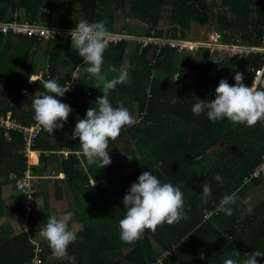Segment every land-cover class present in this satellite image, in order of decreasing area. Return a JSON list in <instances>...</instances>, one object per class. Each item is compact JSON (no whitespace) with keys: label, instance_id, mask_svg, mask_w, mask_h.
<instances>
[{"label":"trees","instance_id":"obj_1","mask_svg":"<svg viewBox=\"0 0 264 264\" xmlns=\"http://www.w3.org/2000/svg\"><path fill=\"white\" fill-rule=\"evenodd\" d=\"M76 7L82 20L104 21L109 33L149 37L153 31L157 39L192 41L188 35L197 25L217 32L224 45L257 46L264 39V0H0V21H9V11L16 10L20 21L35 23L38 11L46 10L49 25L72 28ZM117 7L133 21L124 18L115 30ZM135 20L142 22L138 35L134 34L139 27ZM161 21L168 25L165 31L157 29ZM191 52H180L168 44L150 43L142 48L134 40L108 44L103 73L108 79L118 76L121 68L129 73V80L111 90L109 99L114 107L123 103L139 122L126 126L115 141H109L111 164L99 168L78 155L79 138L72 136L77 120L102 95V82L87 72L89 65L72 48L71 40L57 37L44 44L34 36L0 34V116L10 112L18 125L29 127L35 120L33 97L46 91L43 81L57 79L64 85L72 73L77 70L78 74L74 88L60 98L72 108L67 122L52 134L43 129L30 146L38 152V163L29 170L40 177L36 182L41 183L44 209L32 206L27 235H19L5 221L8 215L22 216V197L14 188L26 168L22 134L10 130L7 139L0 128V264H31L36 248L39 264H223L225 259L235 258L236 251L241 260L246 253L264 252V202L253 205L251 214L245 212L248 191L264 181V174L243 184L264 156V121L251 127L227 118L213 123L207 110L200 115L192 112L199 99H215L221 79L235 84L236 72L252 87L255 70L264 68V53L214 55L216 61L211 62L205 51L195 50V61ZM45 70L41 81L26 84L31 75ZM21 88L32 97L20 95ZM256 89L264 90V71ZM48 167L55 168L54 176H46ZM144 171H151L162 183H183L188 218L173 225L165 223L155 232L145 230L142 239L128 244L120 239L119 221L126 215L122 201ZM59 173L64 178L59 179ZM217 174L223 178L222 184L213 179ZM50 182L56 199L62 196L58 184L71 196L68 226L77 233V240L68 246L66 261L55 260L58 255L39 235L52 216ZM205 182L211 185V197L202 193ZM234 191L240 199L229 205L233 214L228 216L219 205L223 196ZM95 194L101 206L92 199ZM11 203L15 204L13 212ZM153 244L160 251L156 253ZM257 259L264 264V257Z\"/></svg>","mask_w":264,"mask_h":264},{"label":"clouds","instance_id":"obj_2","mask_svg":"<svg viewBox=\"0 0 264 264\" xmlns=\"http://www.w3.org/2000/svg\"><path fill=\"white\" fill-rule=\"evenodd\" d=\"M109 35L104 21L89 23L81 20L70 31L71 46L83 58L84 64L89 65L87 72L102 82V95L97 97L95 105L86 111L85 117L77 120L72 136L73 139L79 138L78 155L84 157L87 164H97L99 168L111 164L109 141H115L126 126L139 122L123 103L114 107L109 99L111 90L129 80L126 68H121L118 76L111 79L103 73V54L109 44ZM73 79L77 80L74 76ZM234 80L235 84H229L226 79H221L215 89V99H199L192 107L193 114L200 115L207 110V118L213 123L227 118L233 124L249 127L264 121V90L256 89L259 81L255 83L254 77L255 88L250 87L244 83V76L240 72L235 73ZM36 81L41 80L29 79L30 83ZM43 87L45 93L35 94L32 100L34 119L45 131L52 134L54 130L63 128L72 112L68 104L56 98L63 97L70 91L71 84L67 82L61 85L57 79H47L43 81ZM95 87L98 88L99 85ZM213 179L223 183L219 174ZM182 188L183 183L178 186L171 182L162 183L151 171H144L123 197L126 215L119 221L120 239L131 244L142 239L145 230L155 232L165 223L173 225L182 219L186 220L188 217ZM202 189L205 196L211 197L212 190L208 182L202 185ZM21 193L31 199V193ZM239 199L235 191L225 195L219 209L231 216L233 209L229 205H235ZM245 212L251 214L253 207L249 204ZM68 220L67 215L49 216L46 225L39 232L40 237L48 242L53 253L58 256L65 255L68 246L77 240V233L69 229ZM234 256L235 258L225 259L223 264H259L257 258L264 257V252L255 250L246 253L242 260L239 259V252L236 251Z\"/></svg>","mask_w":264,"mask_h":264},{"label":"built area","instance_id":"obj_3","mask_svg":"<svg viewBox=\"0 0 264 264\" xmlns=\"http://www.w3.org/2000/svg\"><path fill=\"white\" fill-rule=\"evenodd\" d=\"M9 17L10 20L9 21H0V34L6 36L8 34H12V35H20V36H27V37H37L39 38L41 41H48L50 39H55V38H60L64 41L66 40H71V36H70V31L71 28H62V27H58V26H52L50 28H46L43 26H38V25H34L33 23H28L25 21H20L19 17L17 16V13L15 11H9ZM109 43L110 42H119L122 40H134L136 41L133 37L134 36H129L127 34L124 33V31L120 32V33H109ZM152 36L149 37H145L147 40L146 41H136L139 44L142 45V48L146 47L148 44L153 43L155 45L158 46H163L164 44H168L170 47L172 48H177L178 50H183L185 48L180 47L177 44H180V42L182 41H170V40H166V39H150V38H154ZM176 42V43H173ZM238 47L243 48L242 50H238L237 54L240 55V53L243 54H248L251 51H260L264 53V39L261 40V44L257 45V46H245V45H241V44H235ZM248 49V51L246 49ZM264 68L261 69H257L255 70V83H257V81H259V79L261 78L262 74H263ZM77 70L72 73V74H76ZM47 74V70H45L43 73H37V75L33 76V77H29V79H35V80H41V77H43V75ZM71 74V75H72ZM29 79L27 81L28 84H30ZM71 79V78H70ZM71 84V90L74 88L75 84L73 85L72 81H69ZM33 83V82H31ZM70 90V91H71ZM26 90H23V93H26ZM64 97V96H63ZM57 99L60 100L61 97H56ZM0 128L5 130V136L8 138V131L10 130H16L17 132L22 134V139H23V151L24 154H26L28 152V147L32 145L33 140L38 136V134L43 131L42 126L36 121L34 120V123L31 124L29 127H22L20 125H18L15 120L12 119L11 117V113L8 112L5 116H0ZM261 174H264V156L261 157V161L260 164L257 166V168L253 171L252 175H250L245 181H249L250 178H258L259 176H261ZM53 174H47L46 176H50ZM40 178V177H34L32 175H30V172L28 171V169L26 171L23 172L22 176L20 178H17L14 182V188L15 190L20 194V196L22 197V211H23V217L20 220V222L18 223V225L16 226V233L18 234H27L28 233V225H27V221H28V214L32 209V204L34 202L35 199V191L33 190V186H32V181L34 180V182L36 183V179ZM44 178V177H43ZM22 191L24 192H29L31 193V199L28 198V195L21 193ZM209 215V213H208ZM27 229V230H26ZM31 245L36 246V244H32ZM39 253V249L36 248L35 250V256L34 259L32 260L31 264H39L38 262V258H37V254Z\"/></svg>","mask_w":264,"mask_h":264},{"label":"rangeland","instance_id":"obj_4","mask_svg":"<svg viewBox=\"0 0 264 264\" xmlns=\"http://www.w3.org/2000/svg\"><path fill=\"white\" fill-rule=\"evenodd\" d=\"M121 10H122L121 7H117V8L114 9L113 28H115V30L120 29V25H121L122 21H124V18H125V21H129V22L133 21V19H130L129 16L125 17V15L123 14V12ZM15 12L17 13V16L20 18V14L18 13V11L15 10ZM127 15H128V12H127ZM37 16H38L37 17L38 18V22L33 23L34 25L43 26V27H46V28L52 27V25H49L47 23L48 22V17H47L46 10H39L38 13H37ZM73 16H74V21H75L76 24L71 28V30L74 29L76 27L77 23L82 20L81 13H80V11H79V9L77 7L74 9ZM136 21L137 20H135L134 22H136ZM136 24L139 27H136L134 29V34L138 35L137 32L139 31V29L142 28V22L138 20ZM167 27H168L167 23L161 21L159 23V27H157V29L165 31V29ZM143 28L146 30V27H143ZM150 35L151 36L153 35V31L150 32ZM188 36H189V39L192 40V41H182V42H180L181 45L180 44H177V45H179L180 47L185 48V49L182 50L185 53H190V51H193V52H191V54H193V61H195V55H194V54H196L195 50H197V51L198 50L205 51L206 52V54H205L206 59H208V57L210 55H215L217 57H225V56H230V55L237 56L238 55L237 54L238 50H242L243 49V48L238 47L236 45H224V44H222V42H220V40L218 39V37H219L218 33L215 32L212 29L208 30L206 27L205 28H201V27H199L197 25H193L191 27V31H190ZM145 37L146 36H134L133 38L136 41H138V40L146 41L147 39ZM150 39H156V38H150ZM170 41H172V40H170ZM43 43L46 44V41L43 42ZM173 43H176V42H173ZM244 49H246V48H244ZM246 50L248 51V49H246ZM197 57L198 56H196V61H197ZM73 76L77 79L78 74L76 73V74H72L70 76V78H71L70 81H72L73 82L72 84L74 85L76 80L73 79ZM194 76H195V74H194ZM187 80H188V82H191L190 77ZM0 88H1V90H3V85H0ZM119 146H123V144L120 143ZM33 153H35V152H33ZM260 161H261V159H260ZM29 162H30V159H29ZM34 162L35 161L30 162V163H34ZM50 176H54V175H50ZM248 183H249V181H245V180L243 181L244 185H247ZM40 184H41L40 182H36L35 183L34 180L32 181L33 188H37V191L35 192V199H34V202H33L32 206L38 211H41V210L44 209V201H43V197H41ZM49 184H50V186L47 185V187L49 188L48 194H49V197L53 198V195H54L53 184L54 183L50 182ZM38 192H40V194ZM65 194H67V193H65ZM261 201L264 202V181H262V183L259 186H256L253 189H250L248 191L247 199L245 201V206L246 205L248 206L249 204L251 206H253L255 204H258L259 202L261 203ZM95 202H97V201H95ZM58 203L59 202H57V206H59ZM70 203L67 202V204L69 206H71ZM64 207H65V205H60L58 208H64ZM52 215H54V214L52 213ZM17 224H18V218H15V220H13L11 222V225L15 227ZM152 247H153V250L156 253L158 251H160L159 247H157L156 245L153 244ZM67 259L68 258H66L63 255V256H57L55 260L66 261Z\"/></svg>","mask_w":264,"mask_h":264},{"label":"crops","instance_id":"obj_5","mask_svg":"<svg viewBox=\"0 0 264 264\" xmlns=\"http://www.w3.org/2000/svg\"><path fill=\"white\" fill-rule=\"evenodd\" d=\"M18 13L20 14V12L18 11ZM20 19V18H19ZM39 73V72H38ZM34 75H37V74H34ZM30 77H32V75L30 76ZM29 79V78H28ZM28 81V80H27ZM27 81H26V84L29 86V85H31L32 83H30V84H28L27 83ZM254 84H252V87H254L253 86ZM255 88V87H254ZM23 90H25L24 88H21L20 89V91H19V94L20 95H23V96H27L29 93L28 92H26V93H23ZM30 95V98L32 97V93L31 94H29ZM19 107H23V106H19ZM8 113V112H7ZM6 113V114H7ZM5 114V115H6ZM4 115V116H5ZM31 125V124H30ZM29 125V126H30ZM4 136H5V133H4ZM6 137V136H5ZM7 138V137H6ZM8 138H9V136H8ZM7 138V139H8ZM33 152H35V151H32L31 149H30V146L28 147V152L26 153V154H24V151H23V149H22V153H23V157L25 158V164H26V168H25V170L24 171H26L27 169H28V171L30 172V170H29V167L30 166H36L37 165V163H38V152H35L34 154H35V156H34V158H32V157H30V162H33V161H35L34 163H30L29 162V154L30 153H32L33 154ZM66 155V154H65ZM54 170H55V168H50V167H48L47 168V170H46V172H45V174L47 175V174H54L55 172H54ZM23 171V172H24ZM23 172H22V174H23ZM22 174H21V176H22ZM30 175H32L31 174V172H30ZM20 176V177H21ZM19 177V178H20ZM58 177H59V179H62V178H64V176H63V174H61V173H59V175H58ZM17 179V178H16ZM48 186H50V184L48 183L47 184ZM59 185V187L61 188V194H62V196H61V198L60 199H56L55 198V195H53V198H51V197H48L49 199H48V203H49V207H50V212H51V214L53 213V214H55V213H57V212H66V215L67 216H69V219H70V208L72 207V203H70L71 202V196H70V194L66 191V192H64L65 191V188H64V185L62 184H58ZM90 185L91 186H94L95 185V183L92 181V180H90ZM260 185V184H259ZM258 185V186H259ZM65 193H67V194H65ZM19 194V193H18ZM97 194V193H96ZM96 194H95V196L94 195H91V197H92V199L94 200V199H97L96 201H97V203H98V205H100L101 206V202H100V200L96 197ZM20 195V194H19ZM57 202H59L58 204H59V206L60 205H65V207L64 208H58L59 206H57ZM67 202H69L70 204H71V206H69L68 204H67ZM14 206H15V204L14 203H11V207H10V210H12V212H13V208H14ZM64 210V211H63ZM31 212V211H30ZM29 212V213H30ZM22 217H23V211H22V216L20 217V218H18V223L20 222V220L22 219ZM13 220H15V218H13L12 216H10V215H8V216H6V218H5V221L6 222H8L9 223V225H10V227L12 228V230L14 231V229H13V227L14 226H12L11 225V222L13 221ZM28 221H29V214H28ZM28 221H27V224H28ZM69 221V220H68ZM18 225V224H17ZM16 225V226H17ZM15 226V227H16ZM20 235V234H19ZM24 235H27V234H24ZM29 243H32V241H28Z\"/></svg>","mask_w":264,"mask_h":264},{"label":"water","instance_id":"obj_6","mask_svg":"<svg viewBox=\"0 0 264 264\" xmlns=\"http://www.w3.org/2000/svg\"><path fill=\"white\" fill-rule=\"evenodd\" d=\"M209 60L211 62H215L216 61V57L214 55H210Z\"/></svg>","mask_w":264,"mask_h":264},{"label":"bare ground","instance_id":"obj_7","mask_svg":"<svg viewBox=\"0 0 264 264\" xmlns=\"http://www.w3.org/2000/svg\"><path fill=\"white\" fill-rule=\"evenodd\" d=\"M31 154H32V153L29 154V159H30V155H31ZM34 156H35V155L33 154V155H32V158H34Z\"/></svg>","mask_w":264,"mask_h":264}]
</instances>
